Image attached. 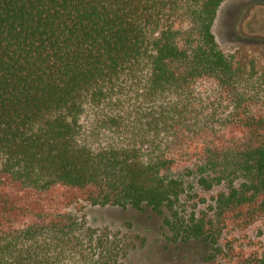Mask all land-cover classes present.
Masks as SVG:
<instances>
[{
  "label": "trees",
  "instance_id": "16d2710c",
  "mask_svg": "<svg viewBox=\"0 0 264 264\" xmlns=\"http://www.w3.org/2000/svg\"><path fill=\"white\" fill-rule=\"evenodd\" d=\"M222 1L0 0V264H122L138 234L87 205L264 264V99L215 39ZM202 83L225 111H199Z\"/></svg>",
  "mask_w": 264,
  "mask_h": 264
},
{
  "label": "rangeland",
  "instance_id": "374dc122",
  "mask_svg": "<svg viewBox=\"0 0 264 264\" xmlns=\"http://www.w3.org/2000/svg\"><path fill=\"white\" fill-rule=\"evenodd\" d=\"M212 32L224 52H238L241 83L245 94H256L264 99V0H223L219 5ZM199 111L222 113L226 110L217 88L210 83L195 86L190 93ZM144 150L147 142L140 143ZM87 223L94 228L113 232L138 234L135 245L128 250L122 264H213L207 261L209 244L193 240L185 244L167 241L168 228L163 224L166 211L138 212L112 206L84 208ZM256 228L248 234L254 237Z\"/></svg>",
  "mask_w": 264,
  "mask_h": 264
}]
</instances>
